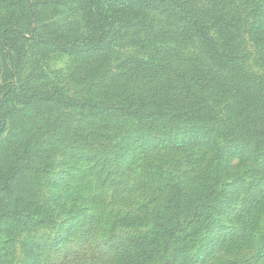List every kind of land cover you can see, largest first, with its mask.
Returning <instances> with one entry per match:
<instances>
[{
	"label": "rangeland",
	"instance_id": "1",
	"mask_svg": "<svg viewBox=\"0 0 264 264\" xmlns=\"http://www.w3.org/2000/svg\"><path fill=\"white\" fill-rule=\"evenodd\" d=\"M76 7L73 0H38L34 16L19 0H0V83L13 69L29 89L56 86L72 99L66 105H18L0 135V264H119L126 248L136 254L131 264H138L136 249L144 242L155 264H264V145L251 144L250 137L259 135L247 134L244 151L231 143L229 132L219 136L204 124L220 151H206L202 140L178 147L161 141L199 134L203 124L160 121L166 127L160 134L143 128L138 115L130 117L126 104H112V111L84 103L116 90L131 96L147 90V77L135 82L121 75V65L148 60L149 52L137 46L139 38L148 43L146 35L134 30L98 58L38 38L81 27ZM213 9L232 19L238 70L264 85L263 47L252 31L257 23L264 35V0H215ZM158 12L145 11L151 25H181ZM208 23L212 34L216 26ZM4 29L11 32L2 34ZM4 36L12 37L9 55ZM209 102L221 117L232 116L223 102ZM138 110L139 104L130 111ZM256 127L264 132V125ZM216 174L222 182L214 195L217 207L209 206L206 217L197 212L190 234L189 228L175 239L159 236L150 245L156 215L177 227L187 219L184 210L166 207L174 193L193 197Z\"/></svg>",
	"mask_w": 264,
	"mask_h": 264
},
{
	"label": "trees",
	"instance_id": "2",
	"mask_svg": "<svg viewBox=\"0 0 264 264\" xmlns=\"http://www.w3.org/2000/svg\"><path fill=\"white\" fill-rule=\"evenodd\" d=\"M19 1L34 16L37 15L38 0ZM73 1L79 8L81 27L70 33L58 30L45 34L43 37L38 34L40 40L70 54L92 52L96 57L97 55L104 57V52L110 51L118 41L125 37L128 30L145 34L148 40V43H143L144 38H139L137 44L149 52L148 60L136 59L132 63L123 61L125 63L121 65L122 76H129L135 82L139 78L147 77L143 82L147 90L141 91L140 94L144 98L139 97L140 95L131 96L123 90H116L109 96L104 95V99L100 101L85 100L84 103L98 109L104 108L112 111L115 110L111 109L112 104H126L130 117L135 118L138 115V122L144 124L143 128L157 130L160 134L166 128L161 123L159 124L160 121L203 124L199 134L183 133L173 139L168 138L161 141L174 143L178 147L184 146L189 140L196 142L202 140L207 146L206 151H220L221 148L215 140L212 141L208 136L211 127L219 136H224L229 132L233 136L231 143L240 146L239 148L244 151L248 150L249 144L246 137L249 132L259 135H254V137L249 135L252 140L251 144L264 145V132L256 127L258 123L264 125V119H262L264 116V85L262 81L253 80L238 70V66H241V59L239 60L238 55L234 53L235 47L230 40L232 19H229L225 13H217L213 9L215 0ZM205 3L211 5L208 6ZM147 10H157L159 14L173 18L181 25L176 30H164L162 29L165 27L164 24L155 25V27L149 23L148 16L145 14ZM209 20L216 26L212 30L213 35L210 33ZM7 24L4 25L6 29ZM253 24L254 40L262 43L264 53V35H261L259 31L261 26L257 23ZM81 28H84V31H80ZM6 29L1 33L11 32ZM155 29L157 30L153 31ZM3 38L5 40L3 49H6V54L9 55L14 46L12 37L4 36ZM18 56L19 51H17ZM12 57L10 55V59ZM168 62L173 63L168 65ZM8 74H10L9 77L0 83V135L6 127L9 116L19 110L18 105H35L40 102L66 105L72 102V99L60 93L56 86L48 91H36L26 87L13 69ZM210 100L223 102L224 109L232 116L223 115L221 117L220 113L212 108ZM137 104L140 110L130 111ZM233 118L236 119L235 122H232ZM204 124L211 127H206ZM247 126L255 130L251 131ZM213 165L208 166L210 171H213ZM221 184V179L216 174L209 181L201 184L193 197L175 192L168 200L166 207L171 212L176 211V208L180 211L184 210L186 213H181L187 219H183L180 227H177L178 223L174 225L168 216L156 215V230L154 238H150V245L159 243V236L166 235L175 239L178 237V232L191 229L199 217L197 212L201 217H206L208 215L206 209L209 206L217 207L213 203L214 195L218 193V187ZM184 222H187L186 227H183ZM191 232L192 229L187 234ZM240 232L243 234V228ZM235 233L239 232L233 231L230 235ZM238 236L236 234L232 238ZM147 243L138 244L136 249L140 251L138 264H155L153 256L144 249ZM185 247L186 245L181 248L185 249ZM126 250L127 252L120 256L119 264L133 263L132 256L136 254H131L128 248ZM103 255L106 257V253Z\"/></svg>",
	"mask_w": 264,
	"mask_h": 264
}]
</instances>
